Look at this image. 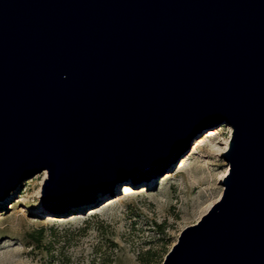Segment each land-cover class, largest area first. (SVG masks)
I'll return each mask as SVG.
<instances>
[{
	"label": "water",
	"instance_id": "95a60500",
	"mask_svg": "<svg viewBox=\"0 0 264 264\" xmlns=\"http://www.w3.org/2000/svg\"><path fill=\"white\" fill-rule=\"evenodd\" d=\"M221 124L223 193L162 264H264V0H0V199L113 194Z\"/></svg>",
	"mask_w": 264,
	"mask_h": 264
},
{
	"label": "rangeland",
	"instance_id": "374dc122",
	"mask_svg": "<svg viewBox=\"0 0 264 264\" xmlns=\"http://www.w3.org/2000/svg\"><path fill=\"white\" fill-rule=\"evenodd\" d=\"M213 129L219 133L202 132L172 168L119 180L90 204L42 209L48 170L23 179L0 199V264H162L183 227L223 193L218 182L229 164L211 140L223 146L232 127Z\"/></svg>",
	"mask_w": 264,
	"mask_h": 264
},
{
	"label": "bare ground",
	"instance_id": "6f19581e",
	"mask_svg": "<svg viewBox=\"0 0 264 264\" xmlns=\"http://www.w3.org/2000/svg\"><path fill=\"white\" fill-rule=\"evenodd\" d=\"M215 128V127H214ZM211 133V135L212 134H217V133H219V131L217 130V129H213V128H211V129H208ZM203 141V140H202ZM229 141V140H228ZM228 141L227 142H225L224 144H223V146H221V145H217L213 140H211V143L214 145V149H215V151H216V154H219V153H221L222 151H224V150H226V148L228 147ZM228 170H226L221 176H223V175H225L226 174V172H227ZM156 174H154L153 176H155ZM115 185V184H114ZM114 187V186H113ZM113 189V188H112ZM108 191H110V190H108ZM101 192V191H100ZM112 192V191H111ZM97 193H99V192H97ZM96 193V194H97ZM95 194V195H96ZM95 195H93V196H95ZM95 198V197H94ZM94 198L92 199V200H90V201H82V202H79V203H77V204H75V205H78V204H80V203H83V202H88V204H90L93 200H94ZM96 203V202H95ZM211 204H213V203H211ZM211 204L208 206V209L210 208V206H211ZM75 205H73V202H71V203H69V205H67V206H64V207H55V208H53L54 210H64V209H69L70 207H72V206H75ZM40 207L41 206H43L42 207V209L44 208V205H43V203L42 204H40L39 205ZM46 207V206H45ZM45 209V208H44ZM207 209V210H208Z\"/></svg>",
	"mask_w": 264,
	"mask_h": 264
}]
</instances>
